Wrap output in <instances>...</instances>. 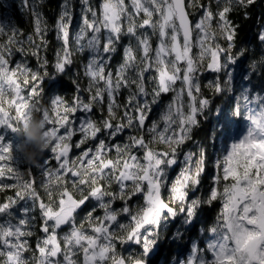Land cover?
<instances>
[{
  "label": "snow or ice",
  "instance_id": "1",
  "mask_svg": "<svg viewBox=\"0 0 264 264\" xmlns=\"http://www.w3.org/2000/svg\"><path fill=\"white\" fill-rule=\"evenodd\" d=\"M40 2L20 0L28 30L0 0V264H156L164 241L174 249L167 264H264V18L259 59L247 66L235 22L255 0H80L75 31L70 0L51 26ZM74 51L86 60L69 99L57 82ZM209 71L219 102L203 91ZM37 99L49 150L38 174L13 151ZM208 121L215 171L205 184V142L183 146Z\"/></svg>",
  "mask_w": 264,
  "mask_h": 264
},
{
  "label": "trees",
  "instance_id": "2",
  "mask_svg": "<svg viewBox=\"0 0 264 264\" xmlns=\"http://www.w3.org/2000/svg\"><path fill=\"white\" fill-rule=\"evenodd\" d=\"M98 1L99 0H94L95 5L98 7ZM5 3L13 5L14 7H8L7 11L14 15V18L16 22L19 24L20 27L31 30V24H30V19L27 15V13L23 12L20 8V0H4ZM64 2V0H41L40 2V10L43 12L48 24L51 26L55 23L56 16L58 15L60 11V5ZM70 3L72 5V12H73V22H72V29L75 31L78 28V21L80 19L81 15V3L80 0H70ZM251 12V16L248 19H244L242 16H240L238 19H236V23L239 25V34L237 36V45L238 46H244L248 48V54L245 57L243 61H241L242 66H247L249 63L250 59H259L260 55V46L259 44L254 43L256 40V33L258 32V26H259V21L261 18H264V0H255V3L251 6L249 9ZM235 15V14H234ZM47 38L50 42L49 50L44 53V55L51 61L54 58L55 55V49L58 47V43L56 40V34L55 30L50 27L49 32L47 33ZM126 42V40H125ZM73 49H75V44L73 42ZM122 55V48L117 51V53L114 55L112 61H111V67L115 69L116 64L120 61ZM84 59L86 60V55L82 56L80 53L74 51L73 55V60L74 63L71 64L68 67L67 72L60 77L59 81L57 82V87L59 90V94L61 95H66L67 98H71V94L73 92V86L71 84V76L74 73L76 69H79L81 77H83V69L80 68V61ZM29 63L32 66H35V58L30 57L29 58ZM202 79L201 83L202 85H205L203 88V91L205 92L206 95L210 96L213 98L215 102H219V96L214 95L212 90L208 87H206L207 81L211 80L214 78V75L209 71L205 73L200 74ZM82 83L86 86L87 85V78H82ZM86 96L87 93H84ZM171 97V93L167 94H162V101H167ZM123 97H121L122 99ZM162 106V104L160 105ZM158 107L154 108L153 112L155 115H158ZM94 114L99 117L100 113L98 110L93 109ZM211 132V121H208L204 123L198 130L194 132V135L192 137V141H188L185 143L183 146V149L185 151L191 149L192 151H196V145L195 141L196 140H202L205 142V145L208 149L207 156H208V163L205 168V172L203 173V179L204 183L207 184V180L210 174H213L215 169L212 164V161L215 158V152L213 151L212 147V142L208 140L206 137L207 135ZM123 139V137H120ZM202 145V146H205ZM14 151V159L21 161V167L27 168L28 165H25L19 156L18 153L15 152V149L13 148ZM76 150L72 149V155H77L78 153H75ZM46 158V154L45 157ZM182 158V154H181ZM34 170V172H37L35 169V166H31ZM177 168V167H176ZM177 170V169H176ZM38 174V172H37ZM11 182V181H9ZM34 183H38V181H34ZM41 194H43V189H40ZM6 194H12L11 190H9L8 193ZM166 194V193H165ZM2 195V194H0ZM116 206H120V202H115ZM220 207L219 201H216L213 203V205H206V215H207V222L211 223L212 220L214 219L216 211H218ZM88 211L87 206H82L81 209L79 210V214L77 217V223L79 222V218L84 215L85 212ZM99 214V213H98ZM37 215H39L37 213ZM179 220H177V223ZM38 224V222H37ZM172 228L175 227V224L171 225ZM199 225H196L192 228L191 230V235L192 236H200L199 234ZM37 234H39V228L37 227L35 229ZM169 235L171 234L170 232L168 233ZM32 243H35V236L31 238ZM200 243L201 246H203V237H200ZM174 254V249L173 247L169 246L167 241H164L161 245L160 248V253L156 257V264H167L168 261L171 260L172 255Z\"/></svg>",
  "mask_w": 264,
  "mask_h": 264
},
{
  "label": "clouds",
  "instance_id": "3",
  "mask_svg": "<svg viewBox=\"0 0 264 264\" xmlns=\"http://www.w3.org/2000/svg\"><path fill=\"white\" fill-rule=\"evenodd\" d=\"M44 103L39 99L33 102L25 123H21L14 141L15 152L23 163L36 166L41 162L47 150L48 138L45 135L46 124L42 115Z\"/></svg>",
  "mask_w": 264,
  "mask_h": 264
},
{
  "label": "rangeland",
  "instance_id": "4",
  "mask_svg": "<svg viewBox=\"0 0 264 264\" xmlns=\"http://www.w3.org/2000/svg\"><path fill=\"white\" fill-rule=\"evenodd\" d=\"M99 3H100V0L98 1V5H99ZM77 139H79V133H76V134H74V137H73V141H75V140H77ZM72 151V150H71ZM75 153H78L77 152V150H76V152ZM75 156V155H74ZM177 168V171L179 170V164H177V166H176ZM175 173H173V175H174ZM166 195V194H165Z\"/></svg>",
  "mask_w": 264,
  "mask_h": 264
},
{
  "label": "bare ground",
  "instance_id": "5",
  "mask_svg": "<svg viewBox=\"0 0 264 264\" xmlns=\"http://www.w3.org/2000/svg\"><path fill=\"white\" fill-rule=\"evenodd\" d=\"M71 151V150H70ZM49 150H46L45 154H46V158H47V154H48ZM72 152V151H71Z\"/></svg>",
  "mask_w": 264,
  "mask_h": 264
}]
</instances>
